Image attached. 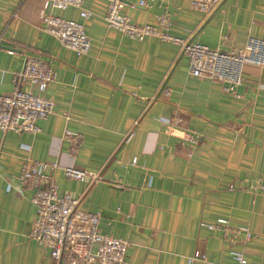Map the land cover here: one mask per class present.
I'll list each match as a JSON object with an SVG mask.
<instances>
[{
    "label": "crops",
    "instance_id": "crops-1",
    "mask_svg": "<svg viewBox=\"0 0 264 264\" xmlns=\"http://www.w3.org/2000/svg\"><path fill=\"white\" fill-rule=\"evenodd\" d=\"M122 1L121 13L137 24L157 25L168 13L166 33L186 42L229 51L248 37L264 41V0H221L207 14L188 0ZM82 7L92 13L87 20L73 7L44 8L43 0H0V94L26 88L13 76L27 56L55 74L43 92L52 113L37 121L39 130L0 131V264H53L28 237L35 207L16 180L24 158L99 176L88 183L60 169L53 174L59 194L99 213L101 234L129 243L127 264H233L229 249L264 264V191L257 187L264 184V56L261 65L243 66L232 96L219 82L190 75L178 43L153 35L137 41L107 27L106 0H83ZM44 13L82 22L88 53L77 56L44 32ZM64 129L81 138L72 157ZM186 131L200 141L185 140ZM218 217L247 225L251 238L231 245L200 226ZM194 251L204 259L190 262Z\"/></svg>",
    "mask_w": 264,
    "mask_h": 264
},
{
    "label": "built area",
    "instance_id": "built-area-1",
    "mask_svg": "<svg viewBox=\"0 0 264 264\" xmlns=\"http://www.w3.org/2000/svg\"><path fill=\"white\" fill-rule=\"evenodd\" d=\"M220 1L188 0L187 4L191 10L207 14ZM82 3L83 0H43V7L60 10L73 7L78 9L82 20H87L92 13L84 9ZM123 5L122 0H106L103 20L107 27L137 41L153 35L178 43L186 56L190 75L217 81L222 91L232 96H237L236 87L242 81L243 66L248 63H262L263 40L248 37L242 48L221 51L198 42H186L169 36L166 33L171 24L168 13L156 17L157 25L137 24L121 13ZM138 5L147 4L145 0H141ZM40 19L42 30L54 37L60 45L77 56L88 53L90 42L82 22L64 19L51 13L41 14ZM8 52L11 53V50ZM54 75L51 65L40 57H25L20 71L14 73L13 80L16 85L23 81L26 88L16 86L9 93L0 94V131L36 133L39 130L37 121L52 113L54 103L50 98L44 97L43 92L54 80ZM160 122L169 125L167 119H160ZM62 137L67 142L66 153L72 157L80 146V135L73 130L64 129ZM184 139L191 144H197L200 135L194 131H186ZM20 147L25 150L29 148L27 145ZM130 163H135L134 157ZM56 169H60L64 177L77 181L91 183L99 178L96 173L76 168L71 163L59 164L56 160L24 158L16 180L21 189L31 192L29 200L35 207V217L28 237L48 252L53 264H127L125 255L129 243L101 234L98 229V212L80 210L78 198L66 192H57L53 177ZM257 187L261 192L264 191L263 183H259ZM9 188L8 185L7 189ZM200 226L219 232L231 245L237 240L247 241L252 235L247 225L232 226L228 219L222 217L213 221H201ZM229 254L233 264H248L241 251L229 249ZM195 259H204V255L194 251L189 260L192 262Z\"/></svg>",
    "mask_w": 264,
    "mask_h": 264
}]
</instances>
